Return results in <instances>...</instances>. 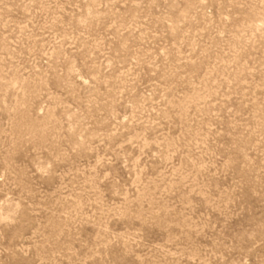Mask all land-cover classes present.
<instances>
[{
  "label": "rangeland",
  "instance_id": "rangeland-1",
  "mask_svg": "<svg viewBox=\"0 0 264 264\" xmlns=\"http://www.w3.org/2000/svg\"><path fill=\"white\" fill-rule=\"evenodd\" d=\"M0 264H264V0H0Z\"/></svg>",
  "mask_w": 264,
  "mask_h": 264
}]
</instances>
